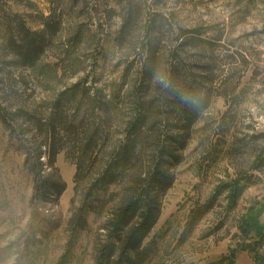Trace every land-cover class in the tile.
Returning <instances> with one entry per match:
<instances>
[{"label":"rangeland","instance_id":"1","mask_svg":"<svg viewBox=\"0 0 264 264\" xmlns=\"http://www.w3.org/2000/svg\"><path fill=\"white\" fill-rule=\"evenodd\" d=\"M142 106L143 164L100 183ZM164 148L179 160L144 264H264L240 228L264 225V0H0V264H98L110 210ZM39 152L57 199L36 195Z\"/></svg>","mask_w":264,"mask_h":264},{"label":"trees","instance_id":"2","mask_svg":"<svg viewBox=\"0 0 264 264\" xmlns=\"http://www.w3.org/2000/svg\"><path fill=\"white\" fill-rule=\"evenodd\" d=\"M23 29V28H22ZM23 34L22 41L12 42L10 47L15 49L18 58L23 62L32 61L38 57L41 50L40 46L33 45V39L29 36V32L20 30ZM178 73L174 74L172 84L177 83ZM143 112L135 124H132L133 132L127 145L121 148L112 161L108 172L103 176L100 183L107 180L119 181L120 176L128 169L135 167L137 164H143L142 158L136 152L137 146L141 148L145 145V140L139 138L138 131L141 126L145 125L148 118L146 108L142 106ZM55 130L56 123L52 125ZM138 137V138H137ZM182 142L176 144L179 146ZM87 151V150H86ZM176 151V150H175ZM136 152V153H135ZM86 153L85 151L83 152ZM171 156V158H169ZM161 163L156 165L153 170L145 168V172H141L137 189H128L124 194L121 204H116L106 218L103 230L106 232L107 241L103 248L97 250L100 252L98 264H144L146 256L143 254V246L149 235L156 227L161 215V198L166 191L173 185L174 176L169 173V169L163 170V163L174 165L179 158L174 155V150L164 148L159 154ZM118 169V170H116ZM119 169L122 172H118ZM42 164L40 162V152L37 157V167L35 169L37 187L36 195L39 199L49 200L57 199L66 190V185L61 182H52L42 175ZM243 189L236 184L230 194L231 207H235L237 200L241 196ZM92 192L90 191L89 195ZM104 205L106 203H103ZM260 213H250L241 220V231L246 237L255 235L258 240L257 247L264 245V225L260 222ZM248 249V248H245ZM236 253L232 254L229 264H234Z\"/></svg>","mask_w":264,"mask_h":264},{"label":"crops","instance_id":"3","mask_svg":"<svg viewBox=\"0 0 264 264\" xmlns=\"http://www.w3.org/2000/svg\"><path fill=\"white\" fill-rule=\"evenodd\" d=\"M242 258L244 259V256H242Z\"/></svg>","mask_w":264,"mask_h":264}]
</instances>
